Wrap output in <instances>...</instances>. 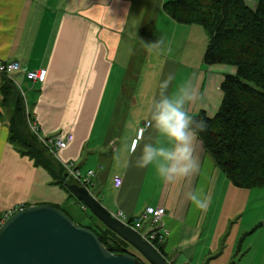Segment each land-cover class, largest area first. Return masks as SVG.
Wrapping results in <instances>:
<instances>
[{"label":"crops","instance_id":"1","mask_svg":"<svg viewBox=\"0 0 264 264\" xmlns=\"http://www.w3.org/2000/svg\"><path fill=\"white\" fill-rule=\"evenodd\" d=\"M170 1L175 0H0V62L21 64L13 78L24 94L26 121L43 138L72 136L55 161L63 168L72 163L82 174L93 171L89 190L109 212L133 221L147 207L164 208L148 238L162 239L167 262L264 264V188L233 186L199 139L195 176L166 182L154 166H135L145 142L170 143L150 124L144 128L163 78L175 76L169 95L187 88L185 108L192 116L204 112L212 118L224 76L236 72L204 64L208 35L200 26L173 21L163 9ZM40 69L46 72L43 82L26 78ZM178 78L183 82L176 89ZM17 94L18 89L7 104L0 95V222L20 205L62 210L77 201L9 144ZM114 176L122 178L119 188ZM194 188L211 198L207 210L187 199ZM143 225L140 233H148L150 225Z\"/></svg>","mask_w":264,"mask_h":264},{"label":"trees","instance_id":"2","mask_svg":"<svg viewBox=\"0 0 264 264\" xmlns=\"http://www.w3.org/2000/svg\"><path fill=\"white\" fill-rule=\"evenodd\" d=\"M254 1V9L245 0H175L163 5L176 23L205 30L209 40L204 64L236 69L234 74L224 76L220 87L223 96L216 114L208 118L200 112L193 120L194 124H204L198 139L215 166L233 186L245 190L264 188V0ZM4 81L0 95L3 104H7L16 89L10 81ZM16 97L8 123L9 144L21 157L33 161L34 167L44 169L53 185L68 191V186L76 183L29 131L23 100L19 94ZM87 229L109 252L132 255L131 246L106 227ZM156 238L151 243L162 254Z\"/></svg>","mask_w":264,"mask_h":264},{"label":"water","instance_id":"3","mask_svg":"<svg viewBox=\"0 0 264 264\" xmlns=\"http://www.w3.org/2000/svg\"><path fill=\"white\" fill-rule=\"evenodd\" d=\"M72 195L108 230L149 264H170L133 228L126 226L85 187L68 186ZM0 264H144L132 255L109 252L90 229L77 226L60 209L33 205L12 214L0 227Z\"/></svg>","mask_w":264,"mask_h":264},{"label":"clouds","instance_id":"4","mask_svg":"<svg viewBox=\"0 0 264 264\" xmlns=\"http://www.w3.org/2000/svg\"><path fill=\"white\" fill-rule=\"evenodd\" d=\"M174 79V74L169 73L158 83L159 96L153 99L149 120L155 132L166 136L170 143L165 145L155 140L145 142L134 160L135 166L140 169L154 166L166 182H173L178 177L195 176L201 167L196 144L204 124H194L193 116L185 108L186 101L191 98L186 87L176 95L168 94ZM129 162L126 160L125 166ZM186 195L197 209L207 210L211 205V198L202 189L194 188Z\"/></svg>","mask_w":264,"mask_h":264},{"label":"built area","instance_id":"5","mask_svg":"<svg viewBox=\"0 0 264 264\" xmlns=\"http://www.w3.org/2000/svg\"><path fill=\"white\" fill-rule=\"evenodd\" d=\"M21 71V64L19 62H0V76L3 77L4 79L10 81L11 83L15 84V88L18 89L21 93L22 99H24V94L21 91L18 83L15 81L14 74L18 73ZM46 77V72L45 70H35V71H30L26 74V78L30 80L33 83H41L44 81ZM149 126V123L147 122L144 126V128H147ZM29 128L31 133L36 135L38 142L45 148L47 153L53 158L57 159L58 158V153L61 152L62 150L66 149L68 145L72 141V136L70 134H67L65 136H60L56 135L51 138H43L37 134V126L34 124L29 123ZM109 147L111 148L112 151H115L116 145L114 142H111L109 144ZM66 173L68 174V177L75 181L79 186L82 187H89L91 184V179L94 176L93 171H88L86 174H82L77 168L74 167L72 163L66 164L64 166ZM113 182L115 185V188H119L122 184V178L120 176H114L113 177ZM23 205L18 206L14 211L22 210ZM82 209L85 210L86 208L82 206ZM12 211V213L14 212ZM11 213L8 215L10 216ZM7 216V218H8ZM113 217L121 220L126 224L127 226H130L134 229H139L141 228L143 223H148L149 226V232H145L142 234L143 239H149L148 236L150 234H153V226H155L158 222H162L164 216H165V210L163 207H147L143 214L135 220L133 224H129L126 222V217L123 215V213L119 212L118 214H112ZM3 219L0 222V227L2 224L6 221V219Z\"/></svg>","mask_w":264,"mask_h":264},{"label":"rangeland","instance_id":"6","mask_svg":"<svg viewBox=\"0 0 264 264\" xmlns=\"http://www.w3.org/2000/svg\"><path fill=\"white\" fill-rule=\"evenodd\" d=\"M247 6L251 9H254L255 7V1L254 0H245ZM1 79L3 82L4 81V78L0 76V82H1ZM183 80L178 78L176 80V89L182 84ZM177 84H180L179 86ZM12 85L15 87V84L12 83ZM175 93V91H174ZM174 95V94H173ZM21 96V94H20ZM13 97H15L13 95ZM22 98V96H21ZM24 100V99H22ZM24 114H26V106L24 104ZM11 117V116H10ZM8 118V117H6ZM27 122V121H26ZM27 127L30 131V128H29V123L27 122ZM31 132V131H30ZM37 138V137H36ZM41 145V144H40ZM42 146V145H41ZM43 147V146H42ZM44 148V147H43ZM45 149V148H44ZM62 210L70 217V219L73 221L74 224H76L77 226H81V227H85V228H92V229H99V228H104L103 224L101 222H99L91 213L90 211L87 209V210H82V207H81V203L77 200L76 203L74 204H70L68 203L67 205H65ZM140 231H144V225L142 228H140ZM139 231V232H140ZM158 239V238H156ZM153 241V240H152ZM159 243H162V239H158ZM129 252L134 255L136 258H138L142 263L144 264H149L145 259L144 257L139 254L135 249H133L132 247L129 249Z\"/></svg>","mask_w":264,"mask_h":264},{"label":"bare ground","instance_id":"7","mask_svg":"<svg viewBox=\"0 0 264 264\" xmlns=\"http://www.w3.org/2000/svg\"><path fill=\"white\" fill-rule=\"evenodd\" d=\"M29 119V118H28ZM10 135V134H9Z\"/></svg>","mask_w":264,"mask_h":264}]
</instances>
